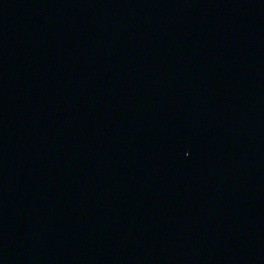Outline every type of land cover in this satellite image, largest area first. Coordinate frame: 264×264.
<instances>
[{
	"label": "water",
	"instance_id": "water-1",
	"mask_svg": "<svg viewBox=\"0 0 264 264\" xmlns=\"http://www.w3.org/2000/svg\"><path fill=\"white\" fill-rule=\"evenodd\" d=\"M0 264H264V0H0Z\"/></svg>",
	"mask_w": 264,
	"mask_h": 264
}]
</instances>
